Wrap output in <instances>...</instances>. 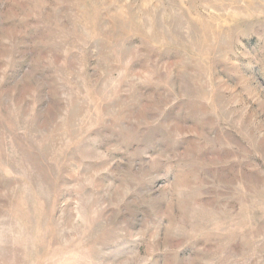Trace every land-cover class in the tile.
<instances>
[{"label":"rangeland","instance_id":"obj_1","mask_svg":"<svg viewBox=\"0 0 264 264\" xmlns=\"http://www.w3.org/2000/svg\"><path fill=\"white\" fill-rule=\"evenodd\" d=\"M0 264H264V0H0Z\"/></svg>","mask_w":264,"mask_h":264}]
</instances>
